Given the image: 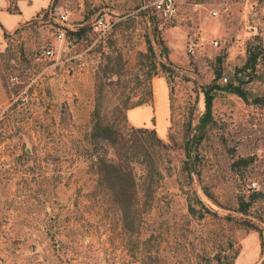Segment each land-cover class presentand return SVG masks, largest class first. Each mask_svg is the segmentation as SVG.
Here are the masks:
<instances>
[{"label":"rangeland","instance_id":"374dc122","mask_svg":"<svg viewBox=\"0 0 264 264\" xmlns=\"http://www.w3.org/2000/svg\"><path fill=\"white\" fill-rule=\"evenodd\" d=\"M147 1L42 0L3 33L0 264H264V0H195L170 24ZM95 124L129 136L139 175L159 169L129 215L98 193L96 159L116 153Z\"/></svg>","mask_w":264,"mask_h":264},{"label":"trees","instance_id":"16d2710c","mask_svg":"<svg viewBox=\"0 0 264 264\" xmlns=\"http://www.w3.org/2000/svg\"><path fill=\"white\" fill-rule=\"evenodd\" d=\"M5 35L6 34L3 36ZM251 60H255V57ZM210 89L213 90L214 86L211 85L208 88L205 87L202 89V92L205 96L206 114L211 113L213 94L210 92ZM230 90L239 92L238 88L233 86L230 88ZM97 129L104 130V134L101 136H98L96 133V135L91 134V138L96 140L100 138L107 139L116 153V158H111L109 160L105 159L104 157L96 159L95 174L97 175L98 180L103 179L106 183V186L102 189V191H98V193L100 194L102 200H104L106 203H109L119 212L123 213L124 216L129 215L131 213L130 211L134 212L138 207V202L140 200V185L144 184L149 179H152L155 173L160 175V172L158 171L159 169L157 166H146L143 168V170H141V173L143 174L139 175L137 168L131 165L130 162L133 159L134 151L132 145L128 144L129 136L125 139L122 138L123 141H121L116 134H113L109 127L95 124V131ZM156 141L160 145H165L159 138H156ZM112 177H116L117 179L121 180L119 187L120 190L112 188L108 191V178ZM100 185L103 186L102 184ZM108 196H110L109 199ZM115 196L117 197L115 198ZM120 196H122V198H120Z\"/></svg>","mask_w":264,"mask_h":264},{"label":"built area","instance_id":"2783aa9c","mask_svg":"<svg viewBox=\"0 0 264 264\" xmlns=\"http://www.w3.org/2000/svg\"><path fill=\"white\" fill-rule=\"evenodd\" d=\"M188 6H197V2L195 0H149L143 5V9L149 10L153 13L156 19L162 24H170L177 21H182L184 19V9ZM211 16H217V10H210ZM51 14H53L56 20L64 24V22L68 19V14L63 11L55 8ZM106 21L103 17L98 18L94 25L93 31L99 33H105L106 31ZM55 36L57 40H63L64 29L57 30L55 32ZM214 44L217 45L218 41L215 40ZM196 46L193 42L188 45V51L191 54H194L196 51ZM54 49L52 47H47L43 50L42 54L46 58H55ZM254 185V184H253Z\"/></svg>","mask_w":264,"mask_h":264},{"label":"crops","instance_id":"0c3cea01","mask_svg":"<svg viewBox=\"0 0 264 264\" xmlns=\"http://www.w3.org/2000/svg\"><path fill=\"white\" fill-rule=\"evenodd\" d=\"M22 4H24L27 7L30 6V8H31L30 12H29V15L26 17L25 20H23V21L15 20V21L9 22V21H7V19L5 17L4 18L0 17V41L3 38V33L4 32H11V31L15 30L20 25H22L23 23L28 21L30 18H32L36 13H38L45 5L42 2V0H16V8H15V10H11L10 9L11 1L10 0H4V2L2 4L3 6L0 7V13L1 12L8 13V14H10V13H22V10H21V8H22L21 5ZM7 24H10V25L8 26ZM142 106H143V108H140V110H138L137 112L133 113V111H135L136 108L130 109L129 112H128V116L130 118L131 117H135V116L145 117L143 120H141L140 123L139 122H137V123L132 122L133 125H147L148 124V121H145V119H148L151 116V110H150L151 107L147 106V105H142ZM144 109H148L149 113H148V115H146L148 117H146L143 114ZM250 234H255V232H252Z\"/></svg>","mask_w":264,"mask_h":264}]
</instances>
